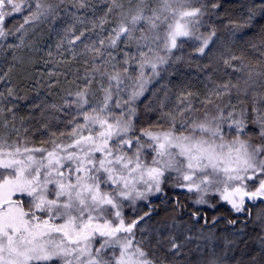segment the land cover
Masks as SVG:
<instances>
[{"label": "snow or ice", "instance_id": "1", "mask_svg": "<svg viewBox=\"0 0 264 264\" xmlns=\"http://www.w3.org/2000/svg\"><path fill=\"white\" fill-rule=\"evenodd\" d=\"M229 7L0 0V58L11 57L0 70V264H264V28L244 35L264 0H242L236 18ZM43 48L48 87L72 79L59 102L32 106L43 119L33 129L11 76L26 63L19 51ZM179 64L195 65L203 92L171 80ZM142 97L157 116L138 123ZM169 189L194 194L191 207L171 198L174 214L153 222V198L166 203ZM224 207L236 218H209ZM241 215L213 244L205 227Z\"/></svg>", "mask_w": 264, "mask_h": 264}, {"label": "trees", "instance_id": "2", "mask_svg": "<svg viewBox=\"0 0 264 264\" xmlns=\"http://www.w3.org/2000/svg\"><path fill=\"white\" fill-rule=\"evenodd\" d=\"M210 2V0H209ZM225 6L229 7V12L232 15V18H236L240 15L242 9L239 7V4L242 2V0H223ZM223 8L219 9L218 11L223 12ZM205 19H208L207 17ZM212 21L216 23L217 25H221L222 23H226L227 20L221 21L216 19L214 16L212 17ZM254 27L251 29H247L244 33L245 37H251L256 32L260 31L261 28H264V17H257L255 21H253ZM205 28H202L201 31H205ZM222 36L227 38L226 33H220ZM43 38L47 40V30L45 29L43 32ZM47 43L52 44V51H53V58L56 57V51L54 47V39L48 40ZM192 42H189V45H191ZM48 49L43 48L41 51L29 53L27 50H21L17 54L20 56L25 57V65L23 67H19L15 69L12 73L11 80L12 84L16 86L17 92L21 96L27 97L23 100H17L15 103L19 105L18 108V115L25 117V123L27 126L32 127L33 129L38 128L41 123H43V119L40 116V111L38 109H33L32 106L34 104H39L42 101L46 103H53V102H59V99L61 96H64L65 89L69 87L67 80H71L72 76H68L67 80L63 76L60 77V84L56 86L53 89H50L48 87L49 83H53L54 81H50L49 77L47 75V70H50L53 65L48 64L45 65V61L49 59V57L46 55ZM192 48L188 45H186L184 52L187 54L188 52H191ZM194 59L200 60L202 63H206V59L202 57H194ZM11 57L9 56L6 59L0 58V70H7V64L10 62ZM81 67V65L78 62H73L71 65L72 71H75L76 68ZM63 70V68H62ZM82 71V68H81ZM177 75L171 77V80L174 82H178L180 80H184L185 82L190 81L194 90H198L200 92H203L204 89L202 85L200 84V80L203 78L202 75L198 74L195 70V65L191 68H189L185 64H179L176 66ZM37 81L39 83H37ZM163 82V81H161ZM156 84L151 85V87H156ZM75 91V88L72 89ZM150 93H146L145 97H148ZM145 97L141 98L142 102H139V117H138V123H144L146 120L149 119H156L157 113H148L147 116L145 115L144 111V104L147 103V100ZM54 125L58 124V122H53ZM60 127H63L62 125H59ZM41 134L39 132L36 133L35 139L39 141L41 139ZM169 197L170 199L164 203L161 204L159 200H156L153 198L154 203L159 204L160 208L158 209V215L153 216V222L158 220H163L169 218L174 213L172 212V200L171 198L178 197L182 203L186 204L189 208L191 207L192 198H194V194H189L180 190H173L169 189ZM167 209V211H165ZM257 209L253 208V216H255ZM214 215L226 217V218H236L235 215L228 211L226 207L220 208L217 211L208 210V216L211 218ZM183 220H187V214L185 213L182 216ZM245 217L241 215L238 218L237 225H229L225 222L224 219H221L214 227L208 226L205 227L204 231L208 232L209 228H211V231L213 234L218 237L217 242L213 244H217L222 246L224 243L225 238H231L232 234L236 232V230L242 226V223L244 221ZM250 234L253 233L254 229L252 228L251 221H249V226L246 229ZM222 238L223 240H221Z\"/></svg>", "mask_w": 264, "mask_h": 264}, {"label": "rangeland", "instance_id": "3", "mask_svg": "<svg viewBox=\"0 0 264 264\" xmlns=\"http://www.w3.org/2000/svg\"><path fill=\"white\" fill-rule=\"evenodd\" d=\"M221 240H223L222 238H220ZM218 240V239H217ZM217 240H214L213 243L217 242Z\"/></svg>", "mask_w": 264, "mask_h": 264}]
</instances>
